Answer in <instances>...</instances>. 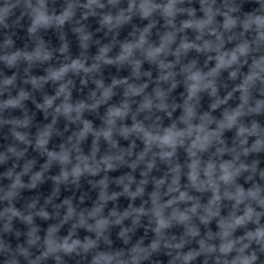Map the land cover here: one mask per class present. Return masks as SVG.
Listing matches in <instances>:
<instances>
[{
    "label": "clouds",
    "instance_id": "1",
    "mask_svg": "<svg viewBox=\"0 0 264 264\" xmlns=\"http://www.w3.org/2000/svg\"><path fill=\"white\" fill-rule=\"evenodd\" d=\"M0 264H264V0H0Z\"/></svg>",
    "mask_w": 264,
    "mask_h": 264
}]
</instances>
